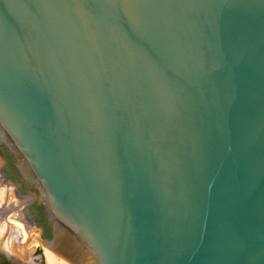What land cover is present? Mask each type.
Segmentation results:
<instances>
[{"label":"water","instance_id":"1","mask_svg":"<svg viewBox=\"0 0 264 264\" xmlns=\"http://www.w3.org/2000/svg\"><path fill=\"white\" fill-rule=\"evenodd\" d=\"M0 170L70 264H264V0H0Z\"/></svg>","mask_w":264,"mask_h":264},{"label":"bare ground","instance_id":"2","mask_svg":"<svg viewBox=\"0 0 264 264\" xmlns=\"http://www.w3.org/2000/svg\"><path fill=\"white\" fill-rule=\"evenodd\" d=\"M2 202L4 203L3 206H1ZM6 202L11 204L6 205ZM16 207L17 201L9 191V187L0 181V249L9 256L26 259L31 252V248L41 246L46 264H70L62 257L41 245L37 235V237L33 236L32 238V235H35L33 233L36 231L31 232L33 228L21 219L22 214L17 212ZM10 209L14 210L13 213H10L11 215L8 213L10 218H8L9 216L7 214L4 219L3 214L7 212L6 210ZM27 241H31L29 245L25 244Z\"/></svg>","mask_w":264,"mask_h":264},{"label":"rangeland","instance_id":"3","mask_svg":"<svg viewBox=\"0 0 264 264\" xmlns=\"http://www.w3.org/2000/svg\"><path fill=\"white\" fill-rule=\"evenodd\" d=\"M0 173L1 175H3V177L7 178L3 173L2 171L0 170ZM9 191H10V188H9ZM11 192V191H10ZM8 202V201H7ZM6 202V205L8 204H11V203H7ZM3 206L4 203L2 202L1 203ZM13 213V212H11ZM10 214V213H9ZM8 214V218H10V215ZM22 222V220H20ZM24 223V221H23ZM25 224V223H24ZM33 228V227H32ZM35 229L33 228L31 230L34 231ZM33 234L35 235H32V238L33 236L35 237L36 235L38 236L37 232H34ZM36 236V237H37ZM21 239V238H20ZM32 240V239H31ZM39 240V239H38ZM25 242V241H24ZM31 241H27L25 244H30ZM41 244V243H40ZM42 245V244H41ZM31 252L29 253V256L28 258L24 259V258H20V257H13V256H9L8 254H6L5 252H3L1 249H0V264H46L45 262V258L43 256V253H42V249H41V246H37V247H33L31 248L30 250Z\"/></svg>","mask_w":264,"mask_h":264},{"label":"flooded vegetation","instance_id":"4","mask_svg":"<svg viewBox=\"0 0 264 264\" xmlns=\"http://www.w3.org/2000/svg\"><path fill=\"white\" fill-rule=\"evenodd\" d=\"M8 159V165L12 171V173L14 174V176L16 177L17 180L18 179V176H17V173H16V170L12 164V162L10 161V159L7 157ZM29 213L30 215L35 219V221L38 223L39 226H41L40 224V221L38 220V217H39V214H40V211H39V206L35 205V204H32L29 206ZM43 229V228H42Z\"/></svg>","mask_w":264,"mask_h":264}]
</instances>
